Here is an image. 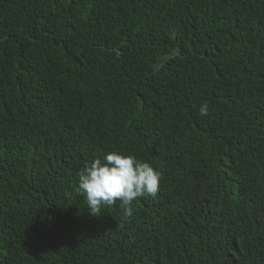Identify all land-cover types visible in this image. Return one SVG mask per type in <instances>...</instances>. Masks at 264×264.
Masks as SVG:
<instances>
[{"label":"trees","instance_id":"16d2710c","mask_svg":"<svg viewBox=\"0 0 264 264\" xmlns=\"http://www.w3.org/2000/svg\"><path fill=\"white\" fill-rule=\"evenodd\" d=\"M112 152L128 220L76 194ZM0 264H264V0H0Z\"/></svg>","mask_w":264,"mask_h":264},{"label":"clouds","instance_id":"9594fccd","mask_svg":"<svg viewBox=\"0 0 264 264\" xmlns=\"http://www.w3.org/2000/svg\"><path fill=\"white\" fill-rule=\"evenodd\" d=\"M201 116L208 115V106L200 107ZM160 173L146 162H139L134 156L112 152L101 159H95L78 174L77 195L87 201L88 213L101 216V209L119 202L125 220L134 214L132 203L138 198L155 199L160 186Z\"/></svg>","mask_w":264,"mask_h":264}]
</instances>
